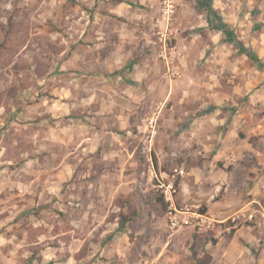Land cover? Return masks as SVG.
I'll list each match as a JSON object with an SVG mask.
<instances>
[{"label": "rangeland", "instance_id": "obj_1", "mask_svg": "<svg viewBox=\"0 0 264 264\" xmlns=\"http://www.w3.org/2000/svg\"><path fill=\"white\" fill-rule=\"evenodd\" d=\"M234 40L264 62V0H0V264H264Z\"/></svg>", "mask_w": 264, "mask_h": 264}, {"label": "trees", "instance_id": "obj_2", "mask_svg": "<svg viewBox=\"0 0 264 264\" xmlns=\"http://www.w3.org/2000/svg\"><path fill=\"white\" fill-rule=\"evenodd\" d=\"M211 12L215 15V11L211 10ZM221 31L224 32V34H226V36L229 34L228 29L226 27H223L222 29H220ZM236 39V38H235ZM236 47L242 52L247 54L250 59H252L256 64H259L260 66L264 67V62L258 57L257 54L254 53L253 50L246 48L240 41L238 40H234Z\"/></svg>", "mask_w": 264, "mask_h": 264}, {"label": "built area", "instance_id": "obj_3", "mask_svg": "<svg viewBox=\"0 0 264 264\" xmlns=\"http://www.w3.org/2000/svg\"><path fill=\"white\" fill-rule=\"evenodd\" d=\"M181 174H183V171L180 172ZM172 191H174V187H173V183H171L168 187H167V191L165 192V195H169L170 197L172 196ZM202 218V216H201ZM233 221H236V218H233ZM177 223L173 222V226H176Z\"/></svg>", "mask_w": 264, "mask_h": 264}, {"label": "crops", "instance_id": "obj_4", "mask_svg": "<svg viewBox=\"0 0 264 264\" xmlns=\"http://www.w3.org/2000/svg\"><path fill=\"white\" fill-rule=\"evenodd\" d=\"M130 4V3H129ZM130 5H132V4H130Z\"/></svg>", "mask_w": 264, "mask_h": 264}]
</instances>
